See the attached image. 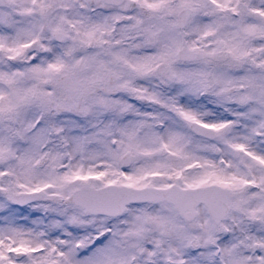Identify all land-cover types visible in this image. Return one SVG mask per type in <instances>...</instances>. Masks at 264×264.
I'll list each match as a JSON object with an SVG mask.
<instances>
[{
  "label": "snow or ice",
  "instance_id": "snow-or-ice-1",
  "mask_svg": "<svg viewBox=\"0 0 264 264\" xmlns=\"http://www.w3.org/2000/svg\"><path fill=\"white\" fill-rule=\"evenodd\" d=\"M0 264H264V0H0Z\"/></svg>",
  "mask_w": 264,
  "mask_h": 264
}]
</instances>
